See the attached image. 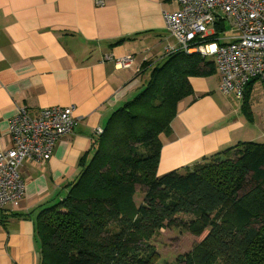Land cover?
<instances>
[{
	"label": "crops",
	"instance_id": "0c3cea01",
	"mask_svg": "<svg viewBox=\"0 0 264 264\" xmlns=\"http://www.w3.org/2000/svg\"><path fill=\"white\" fill-rule=\"evenodd\" d=\"M177 7L170 0H0V150L9 148L20 106L34 114L73 105L77 120L48 161L23 162L24 196L0 209V264H39L38 212L65 197L82 156H92L97 129L141 90V78L164 62L165 47L176 46L162 12ZM125 56H133L130 65L116 66ZM189 81L194 94L179 103L172 132L161 137L159 176L241 141L264 143V81L249 83V115L243 99L220 92L216 69Z\"/></svg>",
	"mask_w": 264,
	"mask_h": 264
},
{
	"label": "trees",
	"instance_id": "16d2710c",
	"mask_svg": "<svg viewBox=\"0 0 264 264\" xmlns=\"http://www.w3.org/2000/svg\"><path fill=\"white\" fill-rule=\"evenodd\" d=\"M225 26L215 25L216 36ZM215 69L198 53L176 50L112 113L65 197L36 216L39 264H153L151 240L164 228L206 232L174 264H264V143L241 141L157 175L161 137L194 94L189 78ZM248 86L242 108L249 115Z\"/></svg>",
	"mask_w": 264,
	"mask_h": 264
},
{
	"label": "built area",
	"instance_id": "2783aa9c",
	"mask_svg": "<svg viewBox=\"0 0 264 264\" xmlns=\"http://www.w3.org/2000/svg\"><path fill=\"white\" fill-rule=\"evenodd\" d=\"M106 1L93 0L97 6ZM170 1L178 7L163 10L162 17L176 46L167 45L165 56L183 50L209 59L220 76V92L233 94L237 100L243 99L251 81H264V0ZM223 22L230 28L222 37L216 36L215 25ZM211 36L216 39L208 41ZM132 59H117L116 66H129ZM74 109L73 105L53 106L31 114L25 105L18 108L10 120L9 148L0 150V209L16 206L24 196L23 162L47 161L56 143L73 132L77 124Z\"/></svg>",
	"mask_w": 264,
	"mask_h": 264
},
{
	"label": "rangeland",
	"instance_id": "374dc122",
	"mask_svg": "<svg viewBox=\"0 0 264 264\" xmlns=\"http://www.w3.org/2000/svg\"><path fill=\"white\" fill-rule=\"evenodd\" d=\"M225 25H226L225 31H228L230 28V25L227 22L225 23ZM220 33H221L220 36L222 37L224 34L223 31ZM147 73L148 74L145 76V79L141 78V85H143L141 86V90L144 89V85L148 81L149 75L151 72L149 73V71H147ZM213 78L212 80H214ZM18 108H17V113H18ZM9 126H10V123H9ZM58 142L56 143V145L58 144ZM54 150H55V147L52 149V152H54ZM37 163L42 164L44 162H37ZM20 173H21V169H20ZM22 185H23V195H24L25 193V180L24 179H23ZM136 190L137 191L133 197V200L136 205H139L144 197L143 189L140 186H137ZM3 196H5V193L3 194ZM21 200L18 201L17 204L15 205L18 206ZM205 234L203 233L202 235L198 236L186 230H180L177 228H164L160 230V232L157 235H155L151 240V244L154 245V247L156 248V252L158 253V256L156 257L153 264H174L177 258L190 252L194 248V246L204 238Z\"/></svg>",
	"mask_w": 264,
	"mask_h": 264
}]
</instances>
